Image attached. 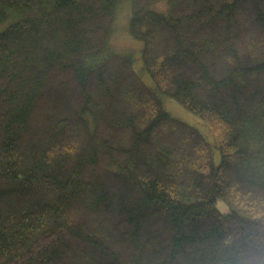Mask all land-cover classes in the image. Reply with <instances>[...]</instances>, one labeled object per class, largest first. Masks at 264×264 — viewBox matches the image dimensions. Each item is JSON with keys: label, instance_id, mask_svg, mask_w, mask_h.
Segmentation results:
<instances>
[{"label": "trees", "instance_id": "16d2710c", "mask_svg": "<svg viewBox=\"0 0 264 264\" xmlns=\"http://www.w3.org/2000/svg\"><path fill=\"white\" fill-rule=\"evenodd\" d=\"M157 1L0 0V264H264V0Z\"/></svg>", "mask_w": 264, "mask_h": 264}, {"label": "rangeland", "instance_id": "374dc122", "mask_svg": "<svg viewBox=\"0 0 264 264\" xmlns=\"http://www.w3.org/2000/svg\"><path fill=\"white\" fill-rule=\"evenodd\" d=\"M167 7V0H159L151 4L149 8L153 11L164 13L167 10ZM130 14L131 11L128 5H125L124 7L120 6V8L117 10L111 24L109 36L107 38V48L115 53H130L134 59L133 67L135 71L142 78L145 85L148 87H153V83L145 73L140 59V52L143 44L141 41L130 36V34L127 32ZM161 99L164 108L173 117L181 119L196 127L204 135L207 141H211V132L207 130L208 128L204 127V125L195 115L190 113L172 97L162 96ZM214 161L216 164L219 161V154L217 150H214ZM217 206L223 211L227 210V206L222 202V200L217 201Z\"/></svg>", "mask_w": 264, "mask_h": 264}]
</instances>
